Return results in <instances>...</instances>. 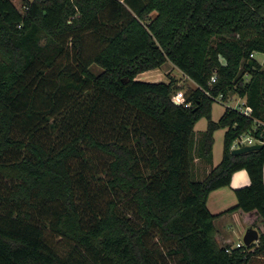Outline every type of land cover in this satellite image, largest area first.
<instances>
[{"label":"trees","instance_id":"trees-1","mask_svg":"<svg viewBox=\"0 0 264 264\" xmlns=\"http://www.w3.org/2000/svg\"><path fill=\"white\" fill-rule=\"evenodd\" d=\"M257 53L264 0H0V264H264ZM166 62L196 84L180 104L173 72L137 79ZM234 95L250 113L213 119ZM245 135L263 146L234 154ZM196 158L212 166L201 180ZM240 169L250 184L226 212L254 213L260 238L222 245L208 197Z\"/></svg>","mask_w":264,"mask_h":264},{"label":"crops","instance_id":"crops-1","mask_svg":"<svg viewBox=\"0 0 264 264\" xmlns=\"http://www.w3.org/2000/svg\"><path fill=\"white\" fill-rule=\"evenodd\" d=\"M165 64L167 65L168 62L164 63L159 69H162L165 66ZM168 72H169L168 70H165L163 72L159 70L158 73L162 75L163 73L167 74ZM192 82L194 85H196L194 81ZM239 100H240L239 102L240 104H243L245 102L244 98L239 97ZM224 110L225 109H223V111L221 112L218 118H216L213 115V119L218 120L223 114ZM203 120L204 119H201L199 121L201 123L200 129H199L200 131H204L208 123L207 120L206 122H204ZM219 133H222V136L224 139L225 129H219L215 132V143H214V148H213V155L215 157H216V154H215L216 147L218 146L217 143L219 140ZM223 147H222V150H223ZM222 157H223V153H222V156L220 157L218 156L216 158V163H214L213 166L219 164L222 160ZM249 184H250V176L247 170L240 169L233 174L230 186L218 188L216 190H213L209 194L208 206L214 214H219L218 217L215 219V226L218 232V240L220 244L222 245L229 244L232 246H237L238 243L243 242V236L246 230L250 227H255L252 225V223L256 219V216L254 213H245L240 210H235L232 213L226 212V210L236 205L237 203V196L235 194V189L247 186ZM227 216L229 217V220H224V218H226ZM257 242L258 241L254 243H257Z\"/></svg>","mask_w":264,"mask_h":264},{"label":"rangeland","instance_id":"rangeland-1","mask_svg":"<svg viewBox=\"0 0 264 264\" xmlns=\"http://www.w3.org/2000/svg\"><path fill=\"white\" fill-rule=\"evenodd\" d=\"M14 3L16 4V6L21 10L23 11V0H13ZM256 57L261 61V63H263L264 65V54L263 53H257L256 54ZM159 70H161L162 72L165 71V70H168L169 72H173V75L174 76H177L180 78V84L183 85L184 89H180L184 92L185 88H190L192 89L193 87H195V85L193 84V82L188 79V78H182L181 77V71L176 68L175 66H173V64L171 62H168V64L162 68V69H159V68H156V69H152V70H148L146 72H143L141 74H139L137 76V79L139 80H145V81H167L168 80V73H163L162 75L159 72ZM238 98V99H237ZM240 100H239V96L237 95H234L232 97H230L228 99V101L223 104L221 102H216L214 103V106H213V115L218 118L219 115L221 114V112L223 111V109H225V105H231V106H237L239 103ZM207 119H204L203 121L206 122ZM201 123L198 122L197 126H196V133L199 134L201 131L199 130L200 129V125ZM207 127V126H206ZM223 136H222V133H219V140H218V146L216 147V151H215V154H216V157L213 155V163H216V158L219 156H222V153H223V150H222V147H223ZM210 166L205 162L204 159H199V158H196L194 163L192 164V172H193V177L195 179H203L207 174L208 172L210 171ZM121 206H122V203H121ZM124 208H125V211H129L131 210V212H129L132 216H133V206H130L129 207V204H124ZM233 211L229 212V213H232ZM224 220H229V217L227 216L226 218H224ZM49 240L54 244V246L62 253V254H65L69 251V248L71 247L70 244L63 240V239H60L59 237H55V236H52L51 234H49ZM156 240V239H155Z\"/></svg>","mask_w":264,"mask_h":264},{"label":"water","instance_id":"water-1","mask_svg":"<svg viewBox=\"0 0 264 264\" xmlns=\"http://www.w3.org/2000/svg\"><path fill=\"white\" fill-rule=\"evenodd\" d=\"M263 146V143L261 142H256L254 144L251 145H244L241 147H236L233 148V153L234 154H241V153H245L251 150H257L259 148H261ZM260 238V232L257 228L255 227H250L246 230L244 236H243V243L247 246L251 245L252 243L258 241Z\"/></svg>","mask_w":264,"mask_h":264},{"label":"built area","instance_id":"built-area-1","mask_svg":"<svg viewBox=\"0 0 264 264\" xmlns=\"http://www.w3.org/2000/svg\"><path fill=\"white\" fill-rule=\"evenodd\" d=\"M184 78H188L187 76H184ZM215 76L212 77V81L214 82ZM173 101L177 104H180L182 102H184L185 97H184V92L182 90L177 91L173 97H172ZM238 108H240L241 110H243L246 114H249L251 109L249 107H245L244 103L243 104H238L237 105ZM256 142H260L258 139L252 137V136H242L241 139H238L234 145V148H238L244 145H251L254 144ZM241 244H244L243 242L238 243L237 246H240Z\"/></svg>","mask_w":264,"mask_h":264}]
</instances>
